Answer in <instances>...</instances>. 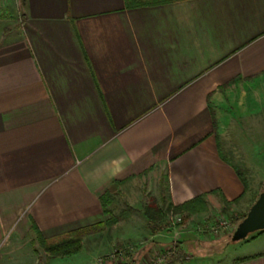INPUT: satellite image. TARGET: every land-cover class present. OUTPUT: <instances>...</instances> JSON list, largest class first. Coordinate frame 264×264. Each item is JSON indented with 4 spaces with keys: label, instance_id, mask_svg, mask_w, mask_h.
<instances>
[{
    "label": "crops",
    "instance_id": "obj_1",
    "mask_svg": "<svg viewBox=\"0 0 264 264\" xmlns=\"http://www.w3.org/2000/svg\"><path fill=\"white\" fill-rule=\"evenodd\" d=\"M154 1L0 4V245L103 222L140 179L173 205L258 198L238 170L264 177V0Z\"/></svg>",
    "mask_w": 264,
    "mask_h": 264
},
{
    "label": "rangeland",
    "instance_id": "obj_2",
    "mask_svg": "<svg viewBox=\"0 0 264 264\" xmlns=\"http://www.w3.org/2000/svg\"><path fill=\"white\" fill-rule=\"evenodd\" d=\"M237 127L234 126L235 129ZM246 131H250L249 128L245 127ZM240 141L241 139L230 141L232 148ZM222 150L235 160V156L229 154L225 145ZM246 175L244 177L247 183L244 185L246 188L250 185V196L247 195L251 197L250 203L264 190V177L263 174L255 177ZM167 194L164 188L160 190L157 180H137L127 191L110 195L108 205L105 202L109 210V213H105L107 219L100 222L103 226L84 235L81 247L76 252L53 255L34 231L32 236L24 239H4V247L0 250V264H114L117 260L128 264H158L155 260L157 255L190 234L203 236L207 241L206 244H197L192 238L189 239L191 250L184 249V256L180 260L182 264L192 257V264H236L239 258L264 251V233L256 232L244 240L230 241V236L236 229L234 219L248 210V203L244 205L243 200L238 204H230L222 201L221 197L214 196L212 199L216 200H212L214 202L207 205L206 210L188 215L176 213L174 208L169 207ZM148 204L164 210L165 221L168 223L167 229L159 233L158 239L162 245L157 248L151 247L154 242V238H151L153 233L144 214ZM179 217L182 221L171 227L170 224ZM221 220L229 222L230 228H219L212 232L209 228L212 225L218 226ZM129 235L132 236L130 240L127 239ZM215 240H218L217 243ZM50 241L53 244V240Z\"/></svg>",
    "mask_w": 264,
    "mask_h": 264
},
{
    "label": "trees",
    "instance_id": "obj_3",
    "mask_svg": "<svg viewBox=\"0 0 264 264\" xmlns=\"http://www.w3.org/2000/svg\"><path fill=\"white\" fill-rule=\"evenodd\" d=\"M165 1L167 0H156L154 1V3H162ZM238 174L240 175L244 184H246L247 182L245 180V177L239 170H238ZM166 187L168 188V186ZM109 198H110V193L104 196L103 198L104 202H108ZM168 205L169 207L174 208L176 213L177 212L181 214L187 213L188 215L190 214L192 215V214L199 213V212L206 210L207 203L204 197L202 196V197L194 198L181 205H173V203L171 202H169ZM106 206L107 205L104 204V212L107 214L109 213V210L106 208ZM144 214L148 220V223L151 227L153 234H159L167 229L168 223L165 221V211L164 210L157 208L156 205L154 206V205L148 204L145 208ZM246 214L247 212L242 215H239L238 217L234 219L235 226H237L245 218ZM101 226L103 225L98 223L92 226H86V227H81V228L72 230L66 233L64 236H62L58 240L56 241L53 240L52 242L53 244L50 243L51 242L50 240H48L47 238H44L42 233L39 230H37V228H34V231L38 235L39 239L42 240L43 243H45V245H47L46 249L50 253H52L53 255H60V254L76 252L81 247V241L84 235L88 234L89 232L93 230L100 228ZM257 233H264V230L258 231ZM231 236H230V241H231ZM48 242L50 243V245ZM182 244L183 243L181 241H178L174 244V248H176V251L174 254L166 258L165 264H174L183 258L184 247ZM121 248L122 250L124 249L123 247ZM163 252L165 251H162L161 254H163ZM126 255H129V253L126 252ZM252 257L254 256H245V257L240 258V260L238 261H244ZM114 264H128V263L121 261V260H117Z\"/></svg>",
    "mask_w": 264,
    "mask_h": 264
},
{
    "label": "water",
    "instance_id": "obj_4",
    "mask_svg": "<svg viewBox=\"0 0 264 264\" xmlns=\"http://www.w3.org/2000/svg\"><path fill=\"white\" fill-rule=\"evenodd\" d=\"M264 230V190L248 210L245 218L236 226L231 241L238 242L249 235Z\"/></svg>",
    "mask_w": 264,
    "mask_h": 264
},
{
    "label": "built area",
    "instance_id": "obj_5",
    "mask_svg": "<svg viewBox=\"0 0 264 264\" xmlns=\"http://www.w3.org/2000/svg\"><path fill=\"white\" fill-rule=\"evenodd\" d=\"M4 2H6V0H0V4H2V3H4ZM182 218L181 217H179V218H177V220L175 221V222H172V224H170L171 225V227L174 225V224H177V223H180V221H182L181 220ZM171 227H170V229H171ZM219 228H221V229H225V228H230V223L229 222H227L226 220H221L220 221V224L218 225V226H211L209 229L213 232V231H215V230H217V229H219ZM172 230V229H171ZM205 230V229H204ZM177 232L178 231H176V234H177ZM220 233V232H219ZM4 244V240H3V242H2V244L0 245V250H1V247H2V245ZM175 251H176V248H174V245L173 246H171V247H168L167 248V250H165V252H163V254H159V255H157L158 257L155 259L156 260V262L158 263V264H165V260H166V258H168L170 255H172V254H174L175 253ZM189 258V257H188Z\"/></svg>",
    "mask_w": 264,
    "mask_h": 264
}]
</instances>
